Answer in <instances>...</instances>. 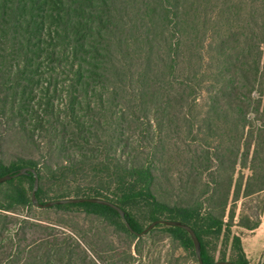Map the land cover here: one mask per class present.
<instances>
[{
  "label": "trees",
  "instance_id": "16d2710c",
  "mask_svg": "<svg viewBox=\"0 0 264 264\" xmlns=\"http://www.w3.org/2000/svg\"><path fill=\"white\" fill-rule=\"evenodd\" d=\"M0 108L18 116L0 120V154L15 151L0 176L31 167L38 203L103 198L131 228L100 203L35 206L27 171L0 182V264H74L70 235L30 236L48 225L27 218L74 210L129 238L120 250L88 246V264H135L154 231L195 264L216 262L206 238L231 236L230 261L249 264L224 216L231 197L264 190V0H0ZM131 127L141 134L127 151ZM158 219L189 225L200 261L181 227L135 235Z\"/></svg>",
  "mask_w": 264,
  "mask_h": 264
},
{
  "label": "rangeland",
  "instance_id": "374dc122",
  "mask_svg": "<svg viewBox=\"0 0 264 264\" xmlns=\"http://www.w3.org/2000/svg\"><path fill=\"white\" fill-rule=\"evenodd\" d=\"M41 86L39 89L41 90ZM39 91L37 93L39 94ZM63 96V95H62ZM63 98V97H62ZM37 99V98H36ZM60 100V97H59ZM61 102V101H60ZM11 117H18L10 113L8 108L1 110L0 108V120L9 119ZM33 117V116H29ZM11 122V121H10ZM4 131V127L0 126V134ZM126 136L128 137L130 146L127 147V151H131V146L138 143L140 134L135 127H131L126 130ZM172 137L176 139L177 136L172 134ZM179 137L184 139L183 134ZM178 137V138H179ZM1 143V142H0ZM3 150H7V154H0L1 159L8 161L15 153L14 149H6L5 145H1ZM133 149V148H132ZM147 149H145L146 151ZM32 156L38 158L37 152L33 151ZM142 156V154H141ZM247 161H240L237 167V174L243 176L245 180L249 175V169ZM170 175L176 180V169L181 170V166H172ZM173 183L172 187L164 184V188L170 192L172 201L175 200L176 187ZM232 213V220L228 221V216ZM26 214V210L20 211ZM30 216H27L29 220L41 222L48 225V228H35L29 232L30 236L45 235L46 233H55L59 241H62L63 235H70L71 240L69 245L73 251L72 262L74 264H88L89 257H92L88 246L96 249H102V251L108 248L116 247L122 249L129 241V238L113 225L98 219L97 217L85 215L84 213L76 210L70 212H34L30 211ZM224 220L230 222L229 229L231 235H236L241 240L242 249L245 258L249 264H264V190L258 193H254L250 196H243L240 194L236 200L231 197L224 216ZM240 223L253 226L248 228L242 226ZM145 235V234H144ZM143 236V235H141ZM231 236L225 238V236L208 237L206 238V248L208 253L214 258L215 261H221L222 259L230 261V259L236 257L239 253L233 247L231 242ZM134 243V242H133ZM77 244L79 247H77ZM133 247V245H132ZM143 249V255L140 261H136L139 264L146 263H167L171 260V263L177 264H195L193 257L184 251L181 247H178L177 243H172L166 236L160 231H154L148 238L144 240L141 245ZM82 249H85L88 257L84 256ZM112 259L105 256V261H111ZM167 261V262H166ZM98 264H104L99 263Z\"/></svg>",
  "mask_w": 264,
  "mask_h": 264
},
{
  "label": "water",
  "instance_id": "95a60500",
  "mask_svg": "<svg viewBox=\"0 0 264 264\" xmlns=\"http://www.w3.org/2000/svg\"><path fill=\"white\" fill-rule=\"evenodd\" d=\"M27 171L32 172L34 175V183H33L32 190H31V200L35 206L44 208V207H50V206H53L55 204H60V203L83 202V201L100 203V204L108 205V206L112 207L113 209H115L118 212L121 219L123 220V222L125 223L126 227L128 229H131L128 222L126 221L124 210L121 207H119L118 205L114 204L113 202L106 200V199H103V198H99V197H70V198L53 199V200H48L44 203H38L36 200V197H35V191L38 187V178H37V175H36L34 169L31 167H23V168L19 169L18 171L14 172L12 174H6L3 176H0V182L6 181L12 177L22 175V174L26 173ZM157 223H164L167 225L178 226V227L185 229L189 233V235L193 241L195 254H196L198 260L200 261V243H199V240H198L194 230L189 225H187L185 223H181V222L176 221V220L158 219V220L150 222L141 231L135 232V235H137V236L144 235L152 227H154ZM213 264H240V263L231 262V261H216Z\"/></svg>",
  "mask_w": 264,
  "mask_h": 264
}]
</instances>
